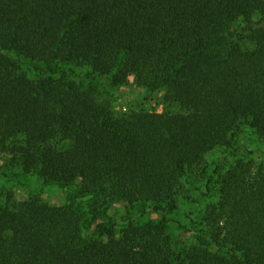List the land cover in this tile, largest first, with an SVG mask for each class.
Listing matches in <instances>:
<instances>
[{
    "label": "trees",
    "instance_id": "obj_1",
    "mask_svg": "<svg viewBox=\"0 0 264 264\" xmlns=\"http://www.w3.org/2000/svg\"><path fill=\"white\" fill-rule=\"evenodd\" d=\"M132 76L180 110H116ZM244 127L264 140V0H0V156L68 190L51 205L0 184V264H264V163L206 157ZM204 178L202 227L177 249L166 216Z\"/></svg>",
    "mask_w": 264,
    "mask_h": 264
},
{
    "label": "rangeland",
    "instance_id": "obj_2",
    "mask_svg": "<svg viewBox=\"0 0 264 264\" xmlns=\"http://www.w3.org/2000/svg\"><path fill=\"white\" fill-rule=\"evenodd\" d=\"M234 28V33L238 36L241 26L238 25ZM24 68L33 78L43 73H52L54 76H60L62 71L45 72L42 71V68H44L42 64L33 62H26ZM68 68L73 70H67L69 77L75 79L87 78L88 69L86 67L69 65ZM111 92L114 96V108L120 112L140 110L176 112L180 110L177 104L165 101L164 90L148 91L139 86L133 76L130 77L126 84L112 87ZM206 157L207 162L212 167L218 164L228 166L235 162L237 157L264 163V140L260 139L251 128L244 127V130L236 137L231 147H219L209 152ZM0 184L14 191L15 201L26 199L31 194H37L51 205H63L68 194V190L65 188L57 185H44L36 175L23 173L21 168L16 165L13 157L9 155L0 156ZM189 185L192 189L188 195H183L179 200L178 208L166 216L168 219L166 221L168 230L174 237V245L177 249H184L194 241V236L202 227L200 221L203 211L210 202L207 194V178H204L201 182H192ZM147 209H149V206H146V209L142 206L137 207L134 210V214L142 220L163 221L164 214L162 212H151ZM109 212L119 220L127 211L123 204L114 203L110 205Z\"/></svg>",
    "mask_w": 264,
    "mask_h": 264
}]
</instances>
